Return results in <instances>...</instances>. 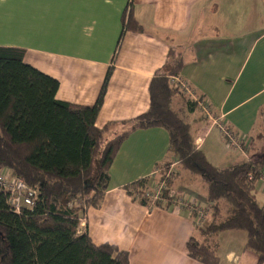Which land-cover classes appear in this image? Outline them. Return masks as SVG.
<instances>
[{"label": "crops", "instance_id": "crops-1", "mask_svg": "<svg viewBox=\"0 0 264 264\" xmlns=\"http://www.w3.org/2000/svg\"><path fill=\"white\" fill-rule=\"evenodd\" d=\"M126 8L144 30L125 28ZM0 45L25 48L27 63L59 80L56 97L73 103L93 105L112 66L99 127L149 108L151 78L174 46L185 60L180 76L234 137L230 143L218 126L209 127L196 107L187 109L194 141L201 139L219 167L264 159V0H0ZM123 129L117 124L110 132ZM171 158L166 129L133 131L112 163L102 202L88 208L79 232L129 251V264H204L188 254L196 217L180 207V198L193 197L150 209L124 188L143 177L152 186ZM178 172V182H197V175ZM255 192L264 204V172ZM217 239L220 264H258L238 230Z\"/></svg>", "mask_w": 264, "mask_h": 264}, {"label": "trees", "instance_id": "trees-1", "mask_svg": "<svg viewBox=\"0 0 264 264\" xmlns=\"http://www.w3.org/2000/svg\"><path fill=\"white\" fill-rule=\"evenodd\" d=\"M123 15L127 30L145 29L132 10L126 8ZM25 52L23 47L0 45V170L11 169L37 189L38 197L32 208L15 213L7 194L0 191V264H129V251L110 242L96 244L87 230L79 232V226L88 208L102 202L122 143L133 131L152 127L167 130L172 158L206 184L207 207L195 204L191 209L194 217L197 209L204 215L196 220L187 242L189 256L204 264H220L217 236L242 230L246 232L244 248L257 253L258 264H264V204L255 192L264 159L219 167L196 144L187 109L196 108L197 102L170 81L185 66L174 46L151 78L149 108L103 127L97 126L96 119L112 66L96 102L85 105L58 99L59 80L27 63ZM117 124L124 129L107 138ZM148 181L143 177L124 188L135 202L150 209L175 205L178 198L173 187H163L160 197L153 199ZM171 182L172 177L167 178L166 184Z\"/></svg>", "mask_w": 264, "mask_h": 264}, {"label": "built area", "instance_id": "built-area-1", "mask_svg": "<svg viewBox=\"0 0 264 264\" xmlns=\"http://www.w3.org/2000/svg\"><path fill=\"white\" fill-rule=\"evenodd\" d=\"M170 81L174 86L185 91V93L189 96V98H191V100L197 102V107H199L207 117L209 127L218 126L222 130V132L227 137H229L230 143L234 142L232 133L225 127L224 123L221 122L220 119H217L211 113V105L206 98H200L199 94L194 91L190 83L178 75L171 76ZM195 142L199 146L201 139H197L195 140ZM175 163H177L176 160L172 163V165ZM162 188L163 185L158 186L156 189H153L151 193H149V195L153 197V199L159 198ZM0 191H3L7 194L8 205L10 209L15 213H20L21 210L25 207L32 208L38 197L37 189L29 186L24 181V179L15 175L9 168L0 170ZM179 200L181 204L180 207H187V209L192 212L191 209L194 208L193 205L195 204L192 203L190 204V207H188V203L191 202H185L183 198H180ZM174 206H176V204ZM197 210L198 213L195 217L196 220L199 221L203 216V211H201L200 209Z\"/></svg>", "mask_w": 264, "mask_h": 264}, {"label": "rangeland", "instance_id": "rangeland-1", "mask_svg": "<svg viewBox=\"0 0 264 264\" xmlns=\"http://www.w3.org/2000/svg\"><path fill=\"white\" fill-rule=\"evenodd\" d=\"M188 101H189V99H188ZM113 136L114 135H112V132H109L107 134V138H111ZM174 161H175V159L171 158L166 162V163H169V167H167L168 165L165 166L166 163H164L162 165V167L160 169H158V171H157L158 175L155 177L156 182H154L152 186L149 185V181L147 183L148 191L156 189L160 185H163V187H165V186L170 187L171 186V187H173L174 191L177 193L176 194L177 198L180 196L181 197H185V196L187 197L188 195H190L191 197H193V201H192L193 204H196L197 206H199L201 208H206L207 202L205 199V194H206L205 182L199 176H195V177H198L197 182L191 186H188L187 184H182V183L178 182L180 180V172H178V171H179V169H182V168L180 165H178V163H175L172 165V163ZM164 167H167V169ZM184 171L186 173H189L187 170H184ZM169 177L170 178L172 177V182L170 183V185L169 184L167 185L166 181H167V178H169ZM183 182H185V181L183 180ZM75 200L77 202L80 201V199H75ZM203 215H204V213H203ZM207 215H209L208 212H207ZM203 221L206 224L208 222V218L206 217L205 219H203ZM238 231L246 236V232H244L242 230H238Z\"/></svg>", "mask_w": 264, "mask_h": 264}]
</instances>
